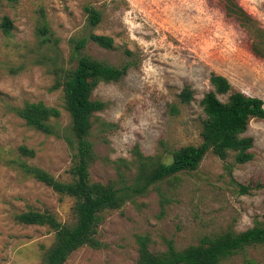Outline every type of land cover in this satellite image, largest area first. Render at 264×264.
<instances>
[{"label": "rangeland", "instance_id": "1", "mask_svg": "<svg viewBox=\"0 0 264 264\" xmlns=\"http://www.w3.org/2000/svg\"><path fill=\"white\" fill-rule=\"evenodd\" d=\"M251 19L246 29L225 0H0V264H43L54 231L23 224L16 215L49 211L60 222L72 221L73 198L60 195L22 169V163L69 181L73 149L70 116L56 82L76 65L80 54L116 67L126 66L118 81L100 82L89 139L96 157L92 181L115 187L138 184L140 155L145 162L169 163L172 152L202 141L200 100L212 90L211 73L224 76L234 90L264 103V0H233ZM100 12L92 26L84 7ZM11 22L8 34L3 18ZM90 34L113 39L99 46ZM73 55V56H72ZM189 86L192 100L182 103ZM221 101L227 95L217 94ZM42 102L59 109L50 118L55 133L28 126L16 109ZM245 135L253 138V158L236 163L233 152L222 160L208 151L196 170L182 171L127 196L119 209L104 212L98 227L99 248L84 245L64 264H135L138 235L152 251L177 249L203 236L240 232L264 225V119H252ZM25 146L33 155H24ZM241 186H246L243 192ZM220 264H264V243L246 247Z\"/></svg>", "mask_w": 264, "mask_h": 264}, {"label": "trees", "instance_id": "2", "mask_svg": "<svg viewBox=\"0 0 264 264\" xmlns=\"http://www.w3.org/2000/svg\"><path fill=\"white\" fill-rule=\"evenodd\" d=\"M224 9L229 15L234 13L245 29L250 25V17L233 0H225ZM84 11L90 25H97L100 12L88 6L84 7ZM1 26L8 34L12 25L4 17ZM89 39L103 48H113V39L109 36L90 34ZM84 44V38L75 43L72 54L76 56V65L63 70L61 79L55 84L62 89L64 109L70 116V134L65 135V139L73 149L72 164L68 170L71 179L62 181L41 168L25 163L21 165L26 174L74 201L70 223L60 222L49 211L28 210L16 215L20 223L46 225L54 231V241L43 254V264H64L73 251L84 245L99 248L97 233L105 211L121 208L127 196L144 192L153 182L182 171L196 170L208 151L222 160L233 152L236 163L250 161L253 158V138L245 132L252 119H264L261 98L234 90L224 76L211 73L209 82L213 89L200 100L205 115L200 144L176 149L169 163L160 162L154 167L140 155L139 182L135 186L115 187L112 183L92 181L89 167L96 154L89 133L94 113L102 110L105 104L93 100L91 94L100 82L120 80L127 67H116L80 54ZM251 47L264 56L256 45ZM192 94L190 87L185 85L179 93L180 101L190 102ZM217 94L227 95L226 100H219ZM16 113L28 126L46 134L55 133L49 119L60 115L59 109L42 102L25 103L16 109ZM19 150L24 155H33V151L25 146ZM241 190L246 192L247 187L241 186ZM136 242L138 258L135 264H220L246 247L264 243V225L257 223L240 232L225 231L215 236H203L196 244L182 249H177L172 240H167L164 251H152L148 247L149 238L145 235H138Z\"/></svg>", "mask_w": 264, "mask_h": 264}]
</instances>
